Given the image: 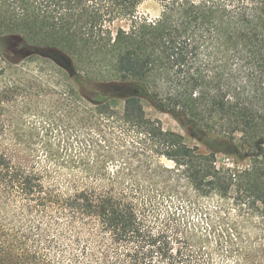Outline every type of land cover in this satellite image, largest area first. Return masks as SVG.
Instances as JSON below:
<instances>
[{"label": "trees", "instance_id": "trees-1", "mask_svg": "<svg viewBox=\"0 0 264 264\" xmlns=\"http://www.w3.org/2000/svg\"><path fill=\"white\" fill-rule=\"evenodd\" d=\"M143 1L0 0V57L63 63L76 136L0 139V264H264V0H161L155 19ZM221 153L251 165L218 167ZM188 186L234 192L255 236L227 239L209 210L179 232Z\"/></svg>", "mask_w": 264, "mask_h": 264}, {"label": "rangeland", "instance_id": "rangeland-1", "mask_svg": "<svg viewBox=\"0 0 264 264\" xmlns=\"http://www.w3.org/2000/svg\"><path fill=\"white\" fill-rule=\"evenodd\" d=\"M162 9L161 0H144L138 8V15L155 19L160 16ZM119 26L127 27L128 22L120 21L115 27ZM70 83L67 68L60 60L55 61L52 57L35 54L14 67L0 57V125L2 126L0 139H50L52 141L75 139L74 131L66 128L68 125L71 126L73 121V116L65 114V111L70 110L74 103L69 95V89L66 88V84ZM123 104V100L117 101L119 108H122ZM144 107L149 117L162 122L164 129L181 133L190 145L199 144L188 135L171 114L159 111L146 100ZM165 163L170 167L175 165L170 160H165ZM250 165L249 159H238L223 153L217 156V166L221 168L242 171ZM233 196L234 192L231 198L225 199L214 194L200 196L188 186L187 202H194L196 208L193 213H190L189 208L187 213L179 211L178 231L185 230V225H188L190 221L198 223L201 220L200 210H209L213 214L215 224H223V221L227 223L222 227L224 231L221 229V233H226L227 239L228 231L232 238L236 234L235 231L229 230L230 226L237 227L244 234L255 236L254 228L250 227V225L254 227L253 221L243 220L235 207L229 203L236 202ZM174 203H178L177 200L162 205V219L169 217L174 211ZM184 214L187 216L185 217ZM201 226L203 230L206 227V225ZM225 245L226 247L222 246L225 250L232 248L230 244ZM210 249L216 252L214 241L210 244Z\"/></svg>", "mask_w": 264, "mask_h": 264}]
</instances>
